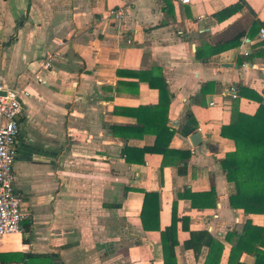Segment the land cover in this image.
Returning <instances> with one entry per match:
<instances>
[{"label":"crops","instance_id":"1","mask_svg":"<svg viewBox=\"0 0 264 264\" xmlns=\"http://www.w3.org/2000/svg\"><path fill=\"white\" fill-rule=\"evenodd\" d=\"M262 29L264 0H0V86L29 94L15 162L27 218L0 240L5 264H164L174 210L177 264H208L209 238L219 264H257L264 245L240 243L264 215L231 206L222 131L235 101L264 105Z\"/></svg>","mask_w":264,"mask_h":264},{"label":"trees","instance_id":"2","mask_svg":"<svg viewBox=\"0 0 264 264\" xmlns=\"http://www.w3.org/2000/svg\"><path fill=\"white\" fill-rule=\"evenodd\" d=\"M241 3L243 4V0H240V5ZM235 11H237V6L227 8L217 16L226 18ZM222 134L232 139L236 144V151L229 154L222 162L228 182L234 183L236 187L235 195L230 198L231 206L234 209L243 210L247 215H264V105L261 104L257 113L251 116L242 113L239 109V101H235L232 108L231 123L223 127ZM166 143H168V139ZM212 192H215V190L212 189ZM150 197L151 195L146 194V199ZM145 205L144 209L146 210L147 206L145 208ZM211 205L215 206L216 202H212ZM176 224L177 221L175 219L174 210L172 225L161 233L164 264H177L175 254V248L178 243ZM143 227L146 231L150 228L147 220H143ZM263 232V228H257L251 223H248L245 227V236L241 237L240 244L246 243L253 247H256L258 244L264 245V242L260 243L259 240L254 238V234H262ZM191 236L192 238L186 243V247H193L198 251L197 244L200 242L199 240H202L206 235L205 233L192 232ZM208 244L211 249H214L210 254L208 264H212L216 255V249L219 251L215 264H219L224 247L213 238H209ZM255 252L258 257L257 264H264V252L258 249H255ZM26 258L30 260L29 257ZM35 259L39 258L32 257V260ZM44 259H49V257H45ZM5 263L6 259L4 254L0 253V264Z\"/></svg>","mask_w":264,"mask_h":264},{"label":"built area","instance_id":"3","mask_svg":"<svg viewBox=\"0 0 264 264\" xmlns=\"http://www.w3.org/2000/svg\"><path fill=\"white\" fill-rule=\"evenodd\" d=\"M191 0H181L184 4H190ZM110 17L116 20L123 19L121 10H112ZM261 38L264 39V29L261 30ZM43 67L51 69L50 61ZM42 82L41 78H37ZM0 240L8 235L21 232L22 223L27 214L23 208L22 198L15 188V162L17 157V140L20 133V118L23 115V95L17 89L4 90L0 86ZM231 95L236 98L235 90Z\"/></svg>","mask_w":264,"mask_h":264},{"label":"water","instance_id":"4","mask_svg":"<svg viewBox=\"0 0 264 264\" xmlns=\"http://www.w3.org/2000/svg\"><path fill=\"white\" fill-rule=\"evenodd\" d=\"M4 94H5L4 92H0V95H4ZM190 140L192 142L193 147H197L201 141L200 133L197 132L194 135H192Z\"/></svg>","mask_w":264,"mask_h":264}]
</instances>
